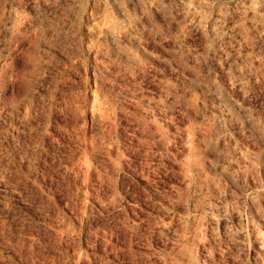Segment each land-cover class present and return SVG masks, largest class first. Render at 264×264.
<instances>
[{"label":"rangeland","instance_id":"rangeland-1","mask_svg":"<svg viewBox=\"0 0 264 264\" xmlns=\"http://www.w3.org/2000/svg\"><path fill=\"white\" fill-rule=\"evenodd\" d=\"M0 264H264V0H0Z\"/></svg>","mask_w":264,"mask_h":264}]
</instances>
